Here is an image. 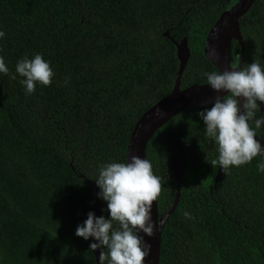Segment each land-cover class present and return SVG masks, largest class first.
Segmentation results:
<instances>
[{
	"label": "trees",
	"instance_id": "1",
	"mask_svg": "<svg viewBox=\"0 0 264 264\" xmlns=\"http://www.w3.org/2000/svg\"><path fill=\"white\" fill-rule=\"evenodd\" d=\"M236 1L0 0V56L9 69L0 72V264H97L89 239L76 235L93 213L85 177L96 187L99 217L110 219L98 196L101 167L126 163L137 121L172 91L177 42L188 38L191 50L181 89L208 84L204 74L219 72L204 43ZM239 24L240 70L254 61L264 70V0H255ZM37 54L54 76L27 94L16 67ZM240 56L233 40V66ZM211 106L185 109L147 144L146 159L162 180L160 217L176 197L169 164L177 139L187 157L159 264H264V172L257 167L264 158L219 173L221 166L211 165L218 145L197 115ZM255 119H264V110L249 121L264 141V124L256 129Z\"/></svg>",
	"mask_w": 264,
	"mask_h": 264
},
{
	"label": "clouds",
	"instance_id": "2",
	"mask_svg": "<svg viewBox=\"0 0 264 264\" xmlns=\"http://www.w3.org/2000/svg\"><path fill=\"white\" fill-rule=\"evenodd\" d=\"M4 36L5 33L0 31V38ZM8 71L3 56H0V72L7 74ZM16 72L26 78L21 83L27 94L35 92L36 82L50 85L54 76L49 62L40 54L31 60L25 57L19 61ZM204 75L215 91L227 92L223 97L218 96L213 106L197 113L206 126V135L214 138L218 145V160H212L211 165L214 167L218 163L226 171L231 166L251 162L264 152L249 123L260 110L261 105L257 102L264 103V70L254 61L243 70ZM239 98L244 101L243 112ZM254 124L259 129L264 119H255ZM257 167L264 172V163ZM96 182L101 189L98 196L108 202L110 219L89 212L87 220L77 227L76 235L85 240L95 237L99 243H92V250L107 249V252H100V264L106 259L109 264H144L152 246L138 233L154 235L156 224L152 222L151 210L162 192L161 178L154 174L149 160L133 156L128 163L102 166ZM184 216L191 218L187 211ZM113 222H118L119 228H114Z\"/></svg>",
	"mask_w": 264,
	"mask_h": 264
},
{
	"label": "water",
	"instance_id": "3",
	"mask_svg": "<svg viewBox=\"0 0 264 264\" xmlns=\"http://www.w3.org/2000/svg\"><path fill=\"white\" fill-rule=\"evenodd\" d=\"M255 0H237L230 8L222 12L215 24L209 30L205 43V56L212 62L220 73L223 71H239L245 55V42L241 33L239 20L252 7ZM169 36V31L165 32ZM236 40L241 47V56L237 66L232 65V42ZM176 43V42H175ZM176 56L179 60V70L172 91L151 106L137 121L129 138L126 163L131 162V157L138 156L146 159V148L151 137L169 120L185 109L192 107H203L214 104L216 98L227 95V92L215 91L209 84H194L181 89V78L191 56L188 38H183L176 43ZM240 99L241 112H243V98ZM264 110L261 103L260 111ZM258 142L264 147V141L256 136ZM178 149L169 164V171L177 181V192L171 209L163 216H159L158 201L153 202L151 216L152 222L156 224L154 235L147 236L140 231L138 234L152 246L151 254L146 257L144 264H159L161 254L162 232L169 217L175 212L181 195V181L187 168V157L183 145L177 139ZM259 157L264 158V152ZM222 168L220 167L219 173ZM218 173V174H219ZM86 181L92 188L93 213L99 217V207L96 200V187L91 179ZM218 179V175L216 177ZM159 221V223H157ZM90 244L99 243L95 237H89ZM97 264H100V249L93 250Z\"/></svg>",
	"mask_w": 264,
	"mask_h": 264
}]
</instances>
